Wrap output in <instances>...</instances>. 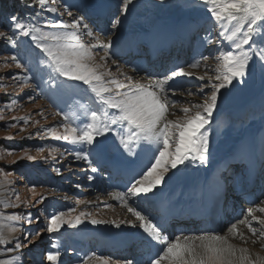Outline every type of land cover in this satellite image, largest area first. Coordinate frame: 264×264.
I'll return each instance as SVG.
<instances>
[{
  "label": "snow or ice",
  "instance_id": "obj_1",
  "mask_svg": "<svg viewBox=\"0 0 264 264\" xmlns=\"http://www.w3.org/2000/svg\"><path fill=\"white\" fill-rule=\"evenodd\" d=\"M59 2L51 0V5ZM21 3L24 4V0ZM133 3L134 0H120L118 15L111 21L112 35L116 34L123 22L122 17L127 16ZM160 3L164 4L165 0H160ZM37 5L39 11L34 16L23 20L17 15H11L7 17L9 29L0 30V40L11 47L18 49L19 43L26 38L31 49L24 54L27 62L19 53L5 58L6 61L10 59L14 62L24 75L16 73L10 77L0 76V88L19 87L20 91L31 89L34 86L28 81L39 77L53 95L66 98L69 110L56 113L62 117L61 121L55 126L38 130L35 135L71 144L73 150L65 149L64 152L77 161H84L92 173L101 171L100 165L105 162L113 147L125 157L135 158L140 151L151 153V162L132 177L125 191L111 193L133 218L130 220L117 222L95 219L86 211L72 216L70 214L76 208H69L67 212L59 211L48 216L46 228L33 229L24 228L21 222L26 221L29 226L38 224L40 216L0 211V264H20L21 255L15 253H21L22 249L34 245L33 237H40L44 231L49 234L60 233L65 226L76 229L85 220L92 225L112 223L116 228L122 224L139 228L150 243L160 246L159 251L149 258V264H264V256L253 255L248 247L233 244L229 235L218 232L200 235L181 233L170 240L162 226L146 214L138 203L139 199L154 193L169 173H179L180 166L187 168L198 164L207 167L209 164L210 125L214 113L219 111L222 103H226L232 88L245 84L257 71L264 75V0H199V5L207 13L206 22L212 25L214 31L218 29L215 38L205 37L207 44L215 46L216 54L212 56L215 65L208 64L209 56L201 55L187 68L178 66L162 77L149 76L148 84L134 82L119 67L115 73L112 71L111 65L118 63L111 51L113 40L109 38L106 42L101 41L94 34L85 15L79 14V10L87 6V0H80L77 5L64 4L63 12L58 7L46 6L48 0H30L24 4L30 9ZM72 7H76L77 12H73ZM42 13L66 14L71 20H46L40 24ZM85 35L94 42L85 43ZM17 36L21 41L16 39ZM98 50L103 52L99 61L96 58ZM33 65L36 72H33ZM202 65L206 69L203 75L191 71ZM4 66L7 67V63ZM117 73L124 79H119ZM193 76L202 83L195 91L187 90V96L199 95L200 100H188V106H185L181 100L174 98L177 89L172 84L179 77ZM9 79L14 84L3 83ZM82 88L90 95L92 104L82 106L74 102ZM41 91L44 92L43 89ZM5 95L11 98L13 94L5 92ZM27 99L35 102L36 97L29 95ZM16 103L17 100L10 99L4 109L11 110ZM177 111L182 115L176 119L169 118L176 116ZM0 119H3L2 115ZM19 119L26 125L31 117ZM14 126L11 123L7 125ZM37 151L42 153L44 148ZM49 152L64 154L61 148L55 146L50 147ZM24 158L29 161L36 159L27 153L21 157ZM56 171L59 173L60 170ZM88 179L94 177L89 176ZM36 187L33 184L30 191L34 192ZM4 196L3 185L0 184V205L4 209H19L24 204L14 188L8 190V198ZM46 199L41 194L32 206L42 204ZM76 203L77 207L84 205L87 208L90 202L78 200ZM107 207L111 208L112 205ZM257 211L264 213V207L249 208L244 219L230 224L227 231L232 238L238 235L243 244L259 243L264 247V217L255 215ZM238 224L245 225L251 235L246 236L239 231ZM17 225H20L23 239L19 236L9 239L7 233L16 232ZM60 258L59 250L48 251L45 256L49 264H62ZM98 259L101 264H108L107 260ZM116 264L136 262L134 259H123L116 261Z\"/></svg>",
  "mask_w": 264,
  "mask_h": 264
},
{
  "label": "rangeland",
  "instance_id": "obj_2",
  "mask_svg": "<svg viewBox=\"0 0 264 264\" xmlns=\"http://www.w3.org/2000/svg\"><path fill=\"white\" fill-rule=\"evenodd\" d=\"M80 2V0H60V2L57 5H51V0H48V5L46 6H55L58 7L60 12L64 11V4L67 5H77ZM120 6V0H87V6L79 10V14L85 15L87 22L90 24V26L93 28L94 34L99 36V39L101 41L106 42L109 38L113 40V47L111 49L112 53L114 54L113 58L117 60V65H111L112 71L115 73L117 67H119L120 71L125 73L128 76H131L133 78L134 82L140 83V84H148L150 81L148 80L149 76H155V77H162L166 74H168L171 70L178 67L176 66V63L181 62V60L184 62L182 65H179V67H186L192 63L196 59H200L201 55L209 56V65H215V60L212 59V56L216 54L215 46L209 45L205 42V37L208 38H215L217 30H213L212 25L210 23L206 22L207 13L206 11L199 5V0H165L164 4L160 3V0H134V3L130 5L128 14L126 17H122V24L119 27V29L116 30V34L112 35V29H111V21L114 19L116 15H118V8ZM71 10L73 12H77L76 7H72ZM92 10L95 11H110L112 14V18L109 20V23L104 26L102 23L97 22V24L93 23L94 18H90L89 12ZM93 11V13H95ZM161 11V13L165 16H163V19L167 22H171L173 18H175V21L171 24L170 27H167V29L171 28L169 30L170 34L173 35L174 32V25L176 20L180 19V27L181 32L185 34L188 37L189 45H187L182 51L181 48L178 46L176 47L177 41L174 39H171L170 45L174 48L170 53V56L168 57L169 60L164 59L162 61V71H165V73H158V74H147L143 69L141 72L137 68L140 66V61H143L147 59V56H144L141 51L148 54V49L141 48V51L138 50V46L141 45L140 42H143L144 39H149L152 44L153 53H156V49L154 48V45L157 41V38L153 36L151 32H146L140 37L142 39H138V34L140 33L138 30V27L141 23L143 27L147 28L150 31L155 32L156 34L160 33V40L161 44H165L168 42V30L161 31V23L158 20V13ZM110 14V15H111ZM146 16V17H144ZM45 17H47V20H56V19H64L66 21H70L71 18L67 17V15L60 16L59 13L56 14H50L45 13ZM144 17V18H143ZM141 20V21H140ZM203 20V21H200ZM182 21V22H181ZM193 21L197 22L194 23ZM169 22V23H170ZM199 22V23H198ZM137 33H136V31ZM126 32V40L128 41V45H131L133 47V50H129V55H133L134 51L137 52L136 55H133V58H127L128 63H126L125 59H118V53H115L120 47L121 43H116L117 37L120 35V32ZM196 34V37L193 38V35ZM164 37V38H162ZM184 37V36H182ZM26 39V38H25ZM83 40L85 43H91L94 42L91 37L83 36ZM136 40L135 43L133 41ZM25 40L20 42V45L24 47L25 49ZM169 43V42H168ZM166 43V45H168ZM160 44V45H161ZM129 49H132L131 47ZM29 52V51H27ZM126 52H128L126 50ZM120 56H123L125 54V51H120ZM103 55L102 51H97L96 58L97 61L100 60V57ZM173 58V59H172ZM1 59V58H0ZM176 59V60H175ZM2 62V61H0ZM7 67H5V64L0 63V72H7V71H17L22 76L24 75L20 69H18L15 66V63L12 62L10 59L7 61ZM111 64V62H109ZM152 64V63H150ZM191 71L195 72L196 75H203L206 69L203 67V65L199 69H191ZM211 74V73H210ZM119 79L123 80V76H119V73H117ZM39 79V77H37ZM179 81H183L184 83L175 87L177 89L175 99L181 100L182 104L185 106H188L186 104V101L192 100V101H198L200 100V96H194V97H188L187 96V90H193L195 91L199 85L202 83L201 81H198L195 76L193 77H179L177 78ZM40 80V79H39ZM11 80L9 79L6 81L9 83ZM29 83V81H28ZM264 75H262L259 71H257L253 76H251L245 84L243 85H236L234 88H232L230 95L227 97L226 103H222L220 105L219 111L224 108H238L239 112L245 113L248 122L246 124L242 123H232L228 120L222 119L217 124H213L210 126V151H211V157L209 164L207 165L206 169L207 171L213 172L210 173L212 177H214V183L213 184V190L215 193V187L220 188L219 192L223 191L222 184H225L227 181H224L221 177L223 174L226 176V178H230L234 175H239L240 172L235 171L234 162H229L227 166V161L229 159H235L236 157L239 159V153L237 152V148L235 146L242 145L241 148H244L247 150L248 146V140L249 135L247 132V129L250 128H257L261 127L264 128V112H259L257 109V101H264ZM30 84V83H29ZM35 82H33L32 85H34ZM14 88V87H13ZM41 83L38 84V90L39 92L42 90ZM86 88V86H85ZM174 88V87H173ZM15 93H22L23 91H26L25 88L23 91H20L19 87L14 88ZM17 89V90H16ZM18 91V92H16ZM26 99L22 98L19 102L12 106L11 110L4 109L3 104L0 108V115L3 116V119H0V121L8 120L13 117H31L28 124L20 123V124H14V127H8L7 130L0 129V137H5L8 134H15L17 137H21L22 135H26L28 132L33 131V134L30 135L31 140H37L38 136H35V129L38 127L42 130V128H48L52 127L50 124L53 123V126L57 125L62 117L59 115H56L57 112H63L68 111V101L66 98L61 97L59 95H51L48 100L46 99H39L41 102H25ZM47 101L51 104V106L43 101ZM74 102L82 105L87 106L92 104V100L90 98V95L85 91L84 88L79 89L78 94L74 98ZM232 104V105H229ZM95 107V105H93ZM179 107V106H178ZM35 109V110H34ZM218 111V112H219ZM218 112L214 113V116H218ZM37 113H43V115H39ZM182 115L177 111L176 116H170L171 119H176L178 116ZM18 122V121H17ZM38 122V123H37ZM23 129V131H21ZM58 131L62 132L63 129H58ZM15 132V133H13ZM250 134V133H249ZM264 134V132H263ZM263 134H256V137L259 141H264ZM33 135V136H32ZM252 133L250 134V136ZM247 136V137H246ZM41 138V137H39ZM49 142H51L52 146L61 148V151L64 152L65 149L73 150V146L71 144H67L62 141H55L51 139L50 137L47 138ZM241 140V141H240ZM52 146H46V147H40L44 148V151L38 152L37 150L32 149H25L24 151L20 153H12L9 154L7 152L0 151V159L4 162L13 163V161H16L15 159L20 158L19 160H22L21 157L25 156V153L27 155L33 156L36 159H40L43 161V166L50 165V163H53L51 167L54 166V168L51 170L52 172L48 174V181L49 185L47 188H44L43 190L35 189L37 190V193L40 195H44L47 197V199L42 204H35L33 205L35 200L34 197L36 196V191L32 192L30 191L31 186H27L26 183L20 184L17 183V190L20 201L24 202V204H27L30 206V211H42L43 215L41 216L40 222L38 224L34 223L31 226L27 224L26 221H22V225L24 228L32 227L33 229H41L46 228L47 224V217L52 215L55 212L59 211H65L69 208H76V211L71 213L70 215L76 216L79 214L80 211H86L88 213H91V218L95 219H101L105 221H121V220H130L133 219L130 214L127 213L126 209H124L122 206H120L119 202L112 198L111 193L118 191L117 189H120V187L112 183L110 181L109 173L106 172L102 167L101 171L97 173H92L90 169H88L87 164L84 161H77L74 159L73 156L68 155L67 152H64L63 155L60 153H51L49 152L50 147ZM230 146V148H229ZM221 148V149H220ZM2 149V148H0ZM235 152L237 153V156L235 157ZM143 153V154H142ZM248 153V152H247ZM246 153V154H247ZM142 154V156H141ZM223 159H222V156ZM141 156V157H140ZM151 153H147L144 151H140L138 155L136 156L137 159L135 162L142 166V169L146 166L150 165V159ZM241 156H245V154H242ZM263 156V152L260 151V156ZM45 158H47V161L45 162ZM109 160H112L114 162H122L126 161L129 158L132 157H125L121 154L119 150H117L115 147L111 148L107 154V157ZM236 158V159H237ZM214 163V166H213ZM127 165L131 170L134 169L136 164L134 165H128L127 163H123ZM123 164H115V168L112 172V175H116L120 177V174L123 175L122 178L129 179L132 176L129 177V175H124V172L119 168H123ZM17 165L19 167L24 168L23 171L25 174L26 179L24 181H29L31 178V175L29 173V167L32 169H39V166L33 167V166H27L20 161L17 162ZM57 166V167H56ZM48 167V168H51ZM228 167V168H227ZM205 167L200 166L198 164L190 165L187 168L184 166H180V172L175 174L174 180L177 183H182L186 176L191 174V171H194L192 173H195V171L201 172V169H204ZM210 168L213 170L211 171ZM56 169H59V173H57ZM218 170H221L218 172ZM120 173H119V172ZM140 172V171H139ZM218 172V173H217ZM189 173V174H188ZM217 173V175H216ZM136 174V173H135ZM188 174V175H187ZM170 173L166 178L170 177ZM201 175H203L201 173ZM22 179H24L22 175H20ZM93 176L94 179L89 180L88 177ZM219 176V177H218ZM128 177V178H127ZM57 179V180H56ZM34 182H38L36 178H32ZM56 180L54 183L53 181ZM8 183V182H7ZM6 183V179H4V176H0V184L3 185V191L5 192L4 198L7 197V190L8 185ZM213 183V181H212ZM79 185V187H77ZM127 186V185H125ZM123 186V188H125ZM119 187V188H118ZM122 188V189H123ZM126 189L122 190L125 191ZM199 199V195L195 198ZM78 200H86L90 203L88 204L87 208H85L84 205H80L77 207V201ZM140 202V200H139ZM138 202V203H139ZM22 204L24 208H26ZM55 205V208H53L51 205ZM111 204L112 207L109 208L107 205ZM140 205V203H139ZM197 205V204H196ZM188 206H192V204H189ZM141 207V206H140ZM143 207V206H142ZM141 207V208H142ZM257 207H264V196L261 197L257 202L252 204L249 208H257ZM172 208H181L172 206ZM244 213V215L241 214V217L232 221L225 222L221 227L218 229L215 228L211 231H196V230H189L182 232L185 235H200L203 233H211V232H218L222 235H229L231 242L233 244H236L238 246L248 247L250 252L253 255H260L264 256V247H261L259 243L257 244H243L239 236L237 235L235 238L231 237V234L228 233L227 229L230 226L231 223H234L240 219H244L247 210ZM143 211H145V208H142ZM0 211H4L6 214H11L13 209L8 208L4 209L2 205H0ZM175 212L174 210L172 213ZM147 214V213H146ZM255 215L264 217V213L256 212ZM254 226H257L254 223ZM20 225H17V231L16 232H8L9 239L19 236L21 239H23V234L21 231H19ZM237 228L239 231L244 232L246 236H250L251 234L248 232V229L245 225H237ZM65 229H67L70 234L68 237L63 239V244H67L69 251L75 252L76 254H72L69 251H65L61 253L65 255V259L63 260L62 264H101V260L99 258H103L104 260L108 261V264H116V261L123 260V259H133L135 258L134 255L131 257H125V258H112L107 255V250L111 251V248L115 245H122L126 247H129L130 244H139L137 245L138 248L143 249L146 245L150 242L145 238V234L142 233V231L139 228H131L127 224H122L120 228H116L112 223H105L100 225H92L85 220L83 224H81L76 229L67 228L65 226ZM64 230V229H63ZM179 229L177 230L178 233ZM169 235V233H167ZM52 234H48L47 231H44L43 234L40 237H33L35 240L34 245H30L27 248H24L21 250H29L32 254V258L29 263L33 262L36 264H47L49 262H46L45 251L41 250L47 247V244L44 243L45 241L49 240L50 243H54L53 239L50 237ZM181 233H178V235H173L172 239H174L177 236H180ZM81 236V237H80ZM80 239L78 241H75L76 238ZM82 237L86 238L84 239V243L87 244V246L81 247V241ZM171 240V239H170ZM75 242H80V244L75 245V249H71L72 245L75 244ZM135 242V243H133ZM36 248H35V247ZM120 246V249L123 248ZM153 250V249H152ZM158 250H153V252H157ZM17 253H15L16 255ZM78 255V257H75ZM31 257V256H30ZM62 259V258H61ZM145 264V263H144ZM149 264V262L147 263Z\"/></svg>",
  "mask_w": 264,
  "mask_h": 264
},
{
  "label": "trees",
  "instance_id": "obj_3",
  "mask_svg": "<svg viewBox=\"0 0 264 264\" xmlns=\"http://www.w3.org/2000/svg\"><path fill=\"white\" fill-rule=\"evenodd\" d=\"M30 0H24V4L29 3ZM24 4L21 3V0H0V30H4L7 31L9 29V21L7 19V17L11 16V15H17L19 16L21 19L23 20H27L29 17L34 16L35 13L37 11H39V6L37 5L34 8H27L24 6ZM47 20V17H45V13L41 14V17L39 19V23L40 24H44V22ZM16 39L18 41H21V38L19 36L16 37ZM27 51H31L30 46L27 44L25 49L20 45L19 43V48H13L10 45H8L5 41L0 40V62L1 64H5L7 63L5 58L6 57H10L12 54L14 53H19L21 58L25 60V62H27V57L24 55L25 52ZM16 70V69H13ZM7 71V72H0V76H12L16 73H19L17 71ZM37 69L35 67V65H33V72H36ZM32 73H30L31 75ZM22 75V74H21ZM8 81V80H6ZM6 81H4L3 83L6 84H14L13 81H10L9 83H7ZM33 82H35V84L33 85L34 87L31 89H26V91H23L22 93H15L14 92V88L13 87H8L7 89L5 88H0V108L3 104L9 103L10 99H15L18 102L24 98L26 99L25 102H29L27 97L29 95H33L36 97L35 102H41V100L39 101V99H43V95L41 93V91L39 92L38 90V84L39 81L38 79H34V80H29L30 84H33ZM17 90V89H16ZM5 92L7 93H12L13 95L11 96V98L8 95H5ZM18 92V91H16ZM45 99V98H44ZM46 104L48 103L47 101H43ZM50 106L51 104L48 103ZM35 110V109H34ZM16 118V119H14ZM21 118V117H20ZM18 121V122H17ZM20 124V123H24L23 120H20L19 117H13L11 119L8 120H4V121H0V129H5L7 130V125L8 124ZM51 126H53V123L50 124ZM38 130H41L39 127L37 129H35L34 133H36ZM15 133V132H13ZM33 134V131L28 132L26 135H22L21 137H17L15 134H8L5 137H12V139H5V137H0V151L3 152H7V153H20L22 151H24L25 149H32V150H37L40 147H46V146H52L51 142L48 141V139L46 138H39L35 141V140H31L29 139L30 135ZM33 136V135H32ZM36 136V135H35ZM20 158L15 159V163H8V162H4L3 159H0V169H3V171H0V176L3 177L4 179H6V183L8 185V190L12 189V188H16L18 185L17 183L23 184L26 183L27 186L29 185H33L35 184L37 187L36 189H40L43 190L44 188H47V186L49 185V181H48V174L51 173L52 169L54 168L51 167L53 163H50V165H45L42 167L43 165V161H41L40 159H35L34 161H29L26 158L19 160ZM20 161L21 163L25 164L26 167L28 166H39V169H32L31 167H29V173L31 175V178L29 181H24L26 179L25 177V173L23 172L25 169L22 167H19V165H17V162ZM51 167V168H48ZM57 167V166H56ZM8 173H11V175H8ZM24 176L22 178H20L21 176ZM32 178H36L38 182H34L33 180H31ZM57 180V179H56ZM56 180H54L53 182L55 183ZM9 181H11L12 183L10 184ZM8 190H7V197H8ZM17 190V188H16ZM36 191V196L34 197V199H38L39 194ZM32 206V204L30 205ZM30 206L28 205L26 208H24L23 206H21L19 209H13V211L23 214V215H27L28 213H31V215L33 217L36 216H42V211H30ZM53 208H55V205H51ZM32 228V227H31ZM69 229V228H68ZM67 229H62L60 233H52V236L50 237L51 239H53V241H55L54 243H50L49 240L45 241L46 239H44V243L47 244V247L43 248L41 247V250L45 251V253H47L48 251H56L59 250L60 252H65V251H69L68 245L63 244V239L68 237L70 234V231L67 232ZM49 234V233H48ZM79 239L76 238L75 241H77ZM83 245V244H82ZM35 247V246H34ZM36 248V247H35ZM72 248H74V246L72 245ZM65 250V251H64ZM70 252V251H69ZM16 255H21V261L20 264H36V263H29L31 258H32V254L30 253V249L29 250H23V252L21 253H17ZM31 256V257H30ZM65 257V255H63L61 253V258L63 259ZM60 258V259H61ZM61 259V261L63 262V260ZM46 260V259H45ZM46 262H48L46 260ZM49 264V263H47Z\"/></svg>",
  "mask_w": 264,
  "mask_h": 264
},
{
  "label": "bare ground",
  "instance_id": "obj_4",
  "mask_svg": "<svg viewBox=\"0 0 264 264\" xmlns=\"http://www.w3.org/2000/svg\"><path fill=\"white\" fill-rule=\"evenodd\" d=\"M175 21V18H173L171 20L170 23H167L165 24L166 28L167 27H170L171 24ZM171 28H169L170 30ZM138 37L140 38V35H138ZM122 61V60H120ZM249 137L251 138L250 134L248 133ZM247 137V136H246ZM258 137V136H256ZM241 141V140H240ZM242 145H238V146H235L237 148V152L240 154L239 155V158L242 154H245L247 153V150L244 149V148H241ZM235 157L237 156V153L235 152ZM237 158V157H236ZM137 162V161H136ZM134 163L136 164L137 166L134 167L133 170H131V168H129L127 165L123 164V168H121V166L119 167L123 172H124V175H129L132 176V174H135V173H138L139 171H141L142 169V166L139 165L138 163ZM128 164V163H127ZM129 165V164H128ZM115 171V170H114ZM119 172V171H118ZM120 173V172H119ZM213 173V172H211ZM123 174V173H122ZM120 174V177H123V175ZM209 179H206L205 176L201 175V172H195V173H191L187 176V179L185 180V182L182 184V185H177L176 188L174 190H172L170 192V196L173 198V200L169 203V210L172 212L173 210L174 211H178V212H181L183 211L184 209H187V208H204L205 207V204L207 202H209L211 200V198L214 196V190H213V184L214 183V177H212L211 175H209ZM128 178V177H127ZM213 181V183H212ZM196 182H199L202 183H206V184H209L211 185L210 189H209V192L205 193V203L202 204L201 202H199V199L198 197L196 198V202L194 204H192V206H184V205H176L175 204V201H179V200H183L185 201L186 199H190L191 197H195L199 195V190H198V187L195 186ZM167 183V180L165 178V181L159 186L158 189H161L163 186H165V184ZM157 189V190H158ZM154 191V193H149L147 198L145 199H140V206H144L146 204V201H149V200H152V198L154 197L156 191ZM221 193V192H219ZM113 198V196H112ZM114 199V198H113ZM179 203V202H178ZM153 204V203H151ZM191 204V203H189ZM188 204V205H189ZM197 204V205H196ZM172 206H176V207H181V208H172ZM150 247L153 249V250H158L160 249V246L159 245H155L154 243H150Z\"/></svg>",
  "mask_w": 264,
  "mask_h": 264
}]
</instances>
